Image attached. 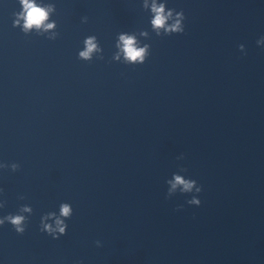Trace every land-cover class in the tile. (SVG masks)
<instances>
[{
  "label": "clouds",
  "instance_id": "1",
  "mask_svg": "<svg viewBox=\"0 0 264 264\" xmlns=\"http://www.w3.org/2000/svg\"><path fill=\"white\" fill-rule=\"evenodd\" d=\"M19 2L23 6V11L18 14L19 18L24 20L23 28L25 31L32 29L33 27L39 29L44 21L48 17L49 11L52 10L54 6L50 5L48 8L41 7L36 5L33 0H19ZM147 6V5H145ZM152 12L155 14L154 19H152L151 23L154 29L157 30V35H160L159 29L163 28L165 35H171L173 33H183L184 32V24L183 21L185 19L183 11L176 12L174 9H169V11L165 14V6L164 4H157L154 2L152 4ZM175 13V21L168 25L167 21L173 16ZM86 20V18H85ZM19 19L14 21V24H18ZM54 24H47L46 28H53ZM96 37L92 36L85 40L86 50L79 53V56L84 59H90L91 53L96 50V44L93 41ZM120 40L123 42V51L125 54V59L132 63H144L147 53L148 46L145 48H137L135 47V40L133 37L127 35H121ZM258 45H264V37H261L257 40ZM241 51H244V45L241 44L239 46ZM116 59H119L117 56ZM177 159H183V155L178 157ZM0 167H7V165H0ZM11 169L16 171L19 167L18 164H11ZM186 169L181 168L180 172H185ZM168 185L167 196L171 197L175 194L177 189L181 194H192L191 199L187 201L189 205L199 206L201 204V200L198 198L196 194H199L202 191V187L197 184V181L191 178H185L183 175L173 173L172 179L166 181ZM4 205L0 203V207ZM20 211L31 212L32 209L28 206H23L20 208ZM54 215V213H50L49 216ZM60 215L66 218H70L72 215V208L68 204H62L60 207ZM47 217H43L41 219V230L51 235L54 239L59 238V236L64 235L66 233V229L68 225L59 218L56 219L55 224L56 227L53 228L52 225L43 223V220ZM10 223L12 227L18 234H23L25 232L26 226V218L23 215L19 214H9L0 218V226H3L5 223ZM99 245V241H97Z\"/></svg>",
  "mask_w": 264,
  "mask_h": 264
}]
</instances>
